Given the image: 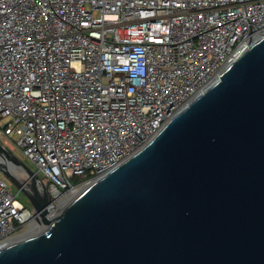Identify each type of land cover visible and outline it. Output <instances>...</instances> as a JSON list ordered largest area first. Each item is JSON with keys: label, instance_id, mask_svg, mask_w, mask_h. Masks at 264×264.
<instances>
[{"label": "built area", "instance_id": "2783aa9c", "mask_svg": "<svg viewBox=\"0 0 264 264\" xmlns=\"http://www.w3.org/2000/svg\"><path fill=\"white\" fill-rule=\"evenodd\" d=\"M262 35L264 0H0L1 143L34 164L54 211ZM37 224L0 174V246Z\"/></svg>", "mask_w": 264, "mask_h": 264}, {"label": "water", "instance_id": "95a60500", "mask_svg": "<svg viewBox=\"0 0 264 264\" xmlns=\"http://www.w3.org/2000/svg\"><path fill=\"white\" fill-rule=\"evenodd\" d=\"M0 174L39 230L0 264H264V35L141 149L49 211L39 175L0 142Z\"/></svg>", "mask_w": 264, "mask_h": 264}, {"label": "bare ground", "instance_id": "6f19581e", "mask_svg": "<svg viewBox=\"0 0 264 264\" xmlns=\"http://www.w3.org/2000/svg\"><path fill=\"white\" fill-rule=\"evenodd\" d=\"M0 158H1V157H0ZM5 164L10 168L11 171H13L14 173H16L17 175H21V174H22L23 171H22V168H21V167L16 166V165H14V164L11 163V162H8V163H5ZM72 194H73V193H72ZM72 194L70 193L65 199H66V200L69 199V198L71 197ZM66 200H65V201H66ZM37 223H38V222H37ZM40 226H41V223H38L37 226H36L35 228H34V227L29 228L26 232H24V233H22L21 235L17 236V237L14 238L13 240L21 239V238H24V237H26V236H29V235L35 233L37 230H39ZM9 243H10V242H9ZM5 244H7V243H5ZM1 246H2V245H1Z\"/></svg>", "mask_w": 264, "mask_h": 264}, {"label": "rangeland", "instance_id": "374dc122", "mask_svg": "<svg viewBox=\"0 0 264 264\" xmlns=\"http://www.w3.org/2000/svg\"><path fill=\"white\" fill-rule=\"evenodd\" d=\"M2 139H3V137L2 136H0V142H2ZM16 156L17 157H19L29 168H31V169H33V170H35V166H34V164L32 163V162H30L29 160H27V159H23L22 157H21V155H20V152H19V150H17V152H16ZM6 179V178H5ZM7 180V179H6ZM7 182H8V184H9V186L11 187V189L15 192V193H17V199L20 201V202H22L23 204H25V205H29V202H28V200H27V198L25 197V195L22 193V192H19L18 190H17V188L12 184V183H10L8 180H7Z\"/></svg>", "mask_w": 264, "mask_h": 264}]
</instances>
